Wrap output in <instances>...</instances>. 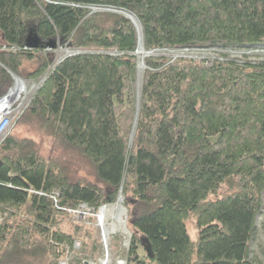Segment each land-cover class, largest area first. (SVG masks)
I'll return each mask as SVG.
<instances>
[{"label": "trees", "instance_id": "obj_1", "mask_svg": "<svg viewBox=\"0 0 264 264\" xmlns=\"http://www.w3.org/2000/svg\"><path fill=\"white\" fill-rule=\"evenodd\" d=\"M94 6L133 12L147 50L264 45V0H0V97L10 71H48L15 127L51 141L46 155L14 130L0 142V264L90 260L97 213L120 190L126 264H254L264 63L146 57L134 129L138 31ZM30 27L41 43L91 52L51 67L52 53L23 43ZM82 205L93 211L80 224L72 212Z\"/></svg>", "mask_w": 264, "mask_h": 264}, {"label": "rangeland", "instance_id": "obj_2", "mask_svg": "<svg viewBox=\"0 0 264 264\" xmlns=\"http://www.w3.org/2000/svg\"><path fill=\"white\" fill-rule=\"evenodd\" d=\"M31 32L34 33L32 27H30L25 33V36L23 37V41L25 40V37L28 36ZM68 49H70V47L59 39L56 40L53 43V45L50 47L47 46L42 47L40 54L43 56L49 52L52 53L51 66H53L56 64V60L58 59V57L65 54V52ZM212 49H218V52L213 53ZM147 51L150 50H147L146 48L143 50V52H147ZM233 51L240 52L241 54L234 55L232 53ZM158 55H164L166 57H171V58L173 57V56H167L162 53L159 54V52L155 53L152 56H158ZM186 55H187L186 57L189 58H195L199 60L205 59L207 60V63L209 65H212L213 62L215 61H222V62L235 61L240 65H246L247 63L258 64V63H264V45L190 48ZM24 68H26L25 69V73H26L28 70H32L33 65L32 63L27 62ZM144 72L141 82H139V74L137 75L138 80H136L135 83L136 95L138 93H141ZM21 77L24 78L26 81L25 85L27 91L21 92L20 97L17 98L16 100L15 106L22 103L21 107L23 108L29 102L31 97H33L34 93L37 91V88L42 82L43 77L41 76L38 79H31L23 76ZM13 86L14 85H12V87ZM20 114L18 115V117L20 116ZM16 120L15 123H13L10 130L8 131V134L13 132L14 130L16 134L19 136L32 137L35 141H37L40 144L43 153L45 155L49 153L51 141L47 138H43L41 136L36 135L34 132L28 130L27 128L24 127L16 128L15 127ZM122 195H123L122 190H120L118 198L120 199ZM118 198L114 203L107 204L106 206L107 216L104 225L99 224L98 218L100 215L99 214L100 210L98 212V216L95 224V233L99 246L98 249L94 251V254H92V257L89 260V264H122L119 263V260L125 259L123 257V252L129 247L132 233L130 228L128 227V220L126 222V213H127L126 209L128 208L126 207L125 199L123 198L124 202L120 203L118 202ZM263 200H264V195H263ZM121 205H123L124 207L122 213H120ZM92 211H93L92 209L90 210V208H86V206H82L78 211L72 212V220L80 224L88 223V217L92 214ZM125 222H126V227H125ZM69 227L70 226L68 224L64 226L65 229H68ZM105 230H108V232L106 233ZM72 254L75 258L78 253L76 251L73 252ZM140 254L141 255L145 254L142 248L140 250ZM251 260L254 264H264V204L255 224L254 236L251 242Z\"/></svg>", "mask_w": 264, "mask_h": 264}, {"label": "water", "instance_id": "obj_3", "mask_svg": "<svg viewBox=\"0 0 264 264\" xmlns=\"http://www.w3.org/2000/svg\"><path fill=\"white\" fill-rule=\"evenodd\" d=\"M97 11H110V12H114V13H119V14H122L124 16H126L127 18H129L136 26L137 28V31H138V47L135 51V55L137 56V61H138V65H137V75H138V70H139V49L140 48H143V50L145 49V45H144V35H143V29H142V25H141V32L139 30V27L138 25L136 24V22L132 19L131 16L128 15V12H131L129 10H126V9H122V8H110V7H92L91 9V12L90 13H94V12H97ZM133 13V12H132ZM134 14V13H133ZM27 45L28 46H41V47H50L53 45V43H50V42H47V43H41L39 42L36 38H35V35L33 32H31L28 36H27ZM178 49H182V48H178ZM184 49H189V48H184ZM158 50H161V49H152L150 51H147L144 56L147 57V56H152L154 55L155 53L153 52H156ZM85 52H91V50H83V49H75V48H71L68 49L65 54L61 55L58 57V59L56 60V64L60 63L64 58L66 57H69L71 55H75V54H79V53H85ZM187 55L184 54V55H179V56H173L172 59H177V58H180V57H186ZM147 68V65H146V62H145V69ZM50 69V68H49ZM12 77H13V80H14V86L8 91V93H6L4 96L0 97V98H3V97H8L11 93V91L15 90L16 92L15 93H19L21 92L17 86H18V83L20 82H26L24 78H22L20 75H18L17 73H14L12 71H10ZM47 73L48 71L44 74L43 78H42V82L46 80L47 78ZM138 80V76H137V79ZM26 84V83H25ZM39 88V86H38ZM37 88V89H38ZM141 94H142V89H141V93H138L137 94V116H136V121H135V125L134 127H136V124H137V117H138V113H139V104H140V99H141ZM32 99V97H31ZM31 99L29 100V102L31 101ZM28 102V103H29ZM133 139V135H132V138H131V141ZM123 195L121 196V198L119 199L118 198V202H124V199H123ZM123 207V205H122ZM126 222L128 220V209H126ZM258 218V217H257ZM126 222H125V227H126ZM148 251L150 250L149 248H147Z\"/></svg>", "mask_w": 264, "mask_h": 264}, {"label": "built area", "instance_id": "obj_4", "mask_svg": "<svg viewBox=\"0 0 264 264\" xmlns=\"http://www.w3.org/2000/svg\"><path fill=\"white\" fill-rule=\"evenodd\" d=\"M25 48H27V47H25ZM16 95L18 97L13 96L9 100H8V97L0 98V142L8 134V131L12 127L13 123H15V120L18 118V115L21 113V111L23 109L21 107L22 103L15 106L16 100H17V98L20 97L21 92L16 93ZM82 206H85V205H82ZM106 206H107V204L103 205L100 208V211L102 209H106ZM86 208H88V207L86 206ZM76 211H78V210H74L73 212H76ZM1 219H2V215L0 213V221H1ZM79 244H80L79 242H76L75 248H79V246H80ZM69 260H70V258H66V259L62 260L60 262V264H69ZM119 263L125 264L126 262H125V260L121 259V260H119ZM82 264H89V263L84 261Z\"/></svg>", "mask_w": 264, "mask_h": 264}, {"label": "bare ground", "instance_id": "obj_5", "mask_svg": "<svg viewBox=\"0 0 264 264\" xmlns=\"http://www.w3.org/2000/svg\"><path fill=\"white\" fill-rule=\"evenodd\" d=\"M128 15L132 17V19L136 22V24L138 25L139 27V30L141 32V23L138 19V17L133 14L132 12H128ZM189 51V49H163V50H158L156 52H153V53H162V54H165L167 56H179V55H184V54H187ZM213 53L214 52H218V49H212ZM146 52H143V48H140L139 49V56H140V60H139V70H138V74H139V82H141L142 80V77H143V72H144V69H145V54ZM234 55L236 54H241L240 52H236V51H233L232 52ZM53 67V66H51ZM43 82L40 83L39 87L41 86ZM17 88L20 90V91H27V88H26V85L24 82H20L18 83V86ZM16 91L13 90L11 91L10 95L8 96V100L11 99L13 96H17ZM18 97V96H17ZM7 100V101H8ZM135 129V127H134ZM134 132V131H133ZM121 203V202H120ZM123 208L122 205H121V208H120V213L123 212ZM99 212V211H98ZM99 218H98V221H99V224L101 225H104L105 222H106V216H107V210L106 209H102L100 212H99ZM97 216H98V213H97ZM106 233L108 232V230H105Z\"/></svg>", "mask_w": 264, "mask_h": 264}, {"label": "crops", "instance_id": "obj_6", "mask_svg": "<svg viewBox=\"0 0 264 264\" xmlns=\"http://www.w3.org/2000/svg\"><path fill=\"white\" fill-rule=\"evenodd\" d=\"M26 38H27V36L25 37V40L23 41V43H24L26 46H28V45L26 44V43H27V39H26ZM13 85H14V84H13ZM11 88H12V87H11ZM11 88H10V89H11ZM10 89H9V90H10ZM9 90H8V91H9ZM7 93H8V92H7ZM3 96H4V95H3ZM1 97H2V96H1ZM27 104H28V103H27ZM27 104L23 107L22 111L25 109V107L27 106ZM22 111H21V112H22ZM88 261H89V260H88Z\"/></svg>", "mask_w": 264, "mask_h": 264}]
</instances>
